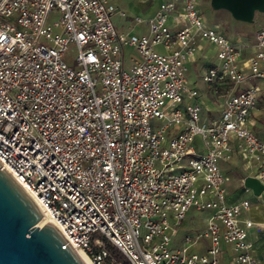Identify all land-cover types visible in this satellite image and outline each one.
Returning a JSON list of instances; mask_svg holds the SVG:
<instances>
[{
    "label": "built area",
    "instance_id": "1",
    "mask_svg": "<svg viewBox=\"0 0 264 264\" xmlns=\"http://www.w3.org/2000/svg\"><path fill=\"white\" fill-rule=\"evenodd\" d=\"M115 13L125 16L110 0H0V166L36 201L38 224L49 220L92 264H122L104 242L128 264H223L225 253L228 264H264L248 239L263 227L240 218L250 200L229 201L220 172L234 144L264 189V139L249 128L264 101V27L241 62L196 0H158L139 33L118 29ZM199 39L213 45L202 81L228 87L213 119L186 84ZM190 206L208 214L180 240L201 241V253L173 238Z\"/></svg>",
    "mask_w": 264,
    "mask_h": 264
},
{
    "label": "water",
    "instance_id": "2",
    "mask_svg": "<svg viewBox=\"0 0 264 264\" xmlns=\"http://www.w3.org/2000/svg\"><path fill=\"white\" fill-rule=\"evenodd\" d=\"M237 20L251 22L255 11L264 13V0H210ZM242 185L255 195L263 188L254 175ZM41 210L29 194L0 166V264H84L75 249L49 220L38 224ZM63 244H65L63 246Z\"/></svg>",
    "mask_w": 264,
    "mask_h": 264
},
{
    "label": "rangeland",
    "instance_id": "3",
    "mask_svg": "<svg viewBox=\"0 0 264 264\" xmlns=\"http://www.w3.org/2000/svg\"><path fill=\"white\" fill-rule=\"evenodd\" d=\"M110 1L114 3L119 8V10H123L125 13V16H120L118 13L113 14L111 17L113 24L120 30L129 31L132 33H139L145 31L144 21L153 13L155 6L158 3V0H151V1L150 0H110ZM209 1L210 0H196V7L201 12L205 24L220 28L230 39H233L235 36H244V37L246 36L247 38H251V36H253L256 29L260 27H264V13L260 11L254 12L253 20L251 22H245L234 19L230 15V13L225 9L212 8L210 6ZM135 15L139 16L142 21L138 23H133V17ZM57 16L58 13L52 11L47 17V22L50 23L53 19L57 18ZM124 51H125V59L128 56L129 52L135 54L131 46H126L124 48ZM67 53L68 55L72 56L74 51L73 49L70 48L68 49ZM202 71L200 72V70H195L194 72H190L189 70H187L185 72L186 84L188 86L193 85L194 82L193 80H195L197 84L200 85L204 84L205 82L202 81L201 77H197L198 76L197 73H202ZM218 89H220V87ZM216 98H219V96L216 95ZM204 106L213 108L212 110L215 111L219 106V100L218 99H214L210 101L206 100ZM257 125H256L257 127L263 128L264 130V107L262 109V112L258 114ZM234 170L238 174L243 175V171L240 168H234ZM220 172L224 176L223 185L226 188H230V187L233 188L236 184L229 182V179L227 181V176L229 175L230 171L229 169H227L226 164H224L223 162H221L220 164ZM261 195L264 196V189H262V191L260 192V196ZM246 197L252 198V202L254 201V198H257V196L252 194L250 190H248ZM262 202L264 203V197L262 199ZM207 214L208 213L206 210H198L190 206L185 211L184 219L182 220L175 236L173 237L174 242L175 243L178 242L180 245L186 244L188 246V249L191 251H195L197 253L203 252V246L201 241L191 244L189 242H182L180 240V237L185 232L194 234L195 232L200 231L204 226ZM245 214L246 212L241 210L240 216H244ZM224 257L225 260L223 264H228L226 262L228 259L226 253L224 254Z\"/></svg>",
    "mask_w": 264,
    "mask_h": 264
},
{
    "label": "crops",
    "instance_id": "4",
    "mask_svg": "<svg viewBox=\"0 0 264 264\" xmlns=\"http://www.w3.org/2000/svg\"><path fill=\"white\" fill-rule=\"evenodd\" d=\"M156 7V6H155ZM253 36L251 38H247L246 36H235L233 39H231L233 42L239 44L241 46V53H240V61L243 62L245 58L252 53L253 51ZM200 48L195 52L194 57L189 60L186 63V71L189 70L190 72H194L195 70H200L204 68L207 64L208 59H212L213 56V45L208 43L207 41L203 39H199ZM260 67L264 69V60L261 61ZM202 68V69H200ZM197 77H200L201 73H197ZM193 85L198 90V98L201 104V115L203 117H206L208 119H213L218 116L220 106L222 103V99L224 96V93L227 91L228 87L225 84H218L216 86H210L206 83L204 84H197L195 80H193ZM258 82L259 84H263L261 80H254V79H248L245 84L248 83H255ZM244 84V85H245ZM199 85V86H198ZM241 85L237 86L240 87ZM220 87V89H218ZM216 89V92H213L212 90ZM219 90V91H218ZM216 95L219 96V98H216ZM219 100V106L217 109L212 110L213 108L205 107L204 103L206 100ZM264 107V101L261 99H258L254 108L251 110L249 115V128L251 131L259 138L264 139V130L263 128L257 127V117L260 112H262V109ZM257 125V126H256ZM231 143H234V140L231 141ZM232 152L230 155V158L228 160L222 161L224 164H226L227 169H229L230 173L227 176V181L229 179V182H232L233 184H236L233 188H225L227 199L229 201L233 200H239L241 198H248L246 197V194L249 188H246L242 185V178L245 175H255L257 171V165L254 161H252L250 158H248L247 155L240 152L234 144H232ZM234 168H240L243 171V175L238 174ZM232 175V176H230ZM251 191V190H250ZM253 194V193H252ZM263 195L254 198V201L252 202V198H248L250 200V206L248 209H245L243 211L246 212L244 216H240L241 219L249 218L253 220L255 223H259L260 226H262V230L255 231L254 228L248 229V239L253 242V252L254 253H262L264 252V203L262 202ZM253 205V206H252Z\"/></svg>",
    "mask_w": 264,
    "mask_h": 264
},
{
    "label": "trees",
    "instance_id": "5",
    "mask_svg": "<svg viewBox=\"0 0 264 264\" xmlns=\"http://www.w3.org/2000/svg\"><path fill=\"white\" fill-rule=\"evenodd\" d=\"M103 247L115 258V260L122 264H128L122 253L110 242H104Z\"/></svg>",
    "mask_w": 264,
    "mask_h": 264
},
{
    "label": "bare ground",
    "instance_id": "6",
    "mask_svg": "<svg viewBox=\"0 0 264 264\" xmlns=\"http://www.w3.org/2000/svg\"><path fill=\"white\" fill-rule=\"evenodd\" d=\"M32 200L36 203V201L33 199V197L31 195H29ZM37 204V203H36ZM38 206V205H37ZM40 209V208H39ZM74 248V247H73ZM78 257L81 259V261L84 263V264H92L90 258L87 256V254L82 250V249H79V248H74Z\"/></svg>",
    "mask_w": 264,
    "mask_h": 264
}]
</instances>
